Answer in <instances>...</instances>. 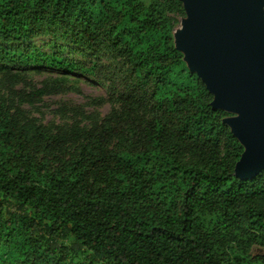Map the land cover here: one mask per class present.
Masks as SVG:
<instances>
[{"label":"trees","instance_id":"16d2710c","mask_svg":"<svg viewBox=\"0 0 264 264\" xmlns=\"http://www.w3.org/2000/svg\"><path fill=\"white\" fill-rule=\"evenodd\" d=\"M171 10L185 13L180 0H0V61L27 72L93 73L23 43L37 26L62 21L88 36L103 32L149 87L155 111L142 131L121 137L126 148L103 147L108 126L55 165L47 156L63 148V135L17 130L0 114V264H264L220 251L231 241L264 244V178L235 176L244 147L174 47ZM10 69L0 65L2 75ZM205 216L216 220L212 232Z\"/></svg>","mask_w":264,"mask_h":264},{"label":"rangeland","instance_id":"374dc122","mask_svg":"<svg viewBox=\"0 0 264 264\" xmlns=\"http://www.w3.org/2000/svg\"><path fill=\"white\" fill-rule=\"evenodd\" d=\"M140 1L148 5L151 0ZM260 12L264 16V5L260 6ZM166 15L173 21V45L182 54L183 61L190 69L191 62L181 46V34L188 16L186 13L179 15L172 10ZM62 22L37 26V34L27 39L23 45L47 53L58 52L66 60L93 67V73L66 74L49 70L27 72L21 71L23 66L19 63L0 61V65L11 68L9 76L0 73V114L8 112L17 130L28 126L38 128L50 137L56 134L65 137L63 148L47 156L52 165L57 164L60 158L77 155L80 146L88 141L91 133L104 130L108 126L111 129L106 132L108 138L103 147L106 150L124 149L128 140L121 137L127 131H142L155 115L149 87H143L132 76L131 64L112 49L108 37L99 31L88 36L80 30V26L72 31L71 27ZM9 43L10 47H18L17 43ZM0 44L5 45L2 42ZM13 74H21V79H12L10 76ZM39 89L44 90L43 95L27 101V95ZM223 110L227 113L223 122L231 130L226 121L241 115L236 111ZM169 120L174 127L177 126V118ZM137 138L138 135H132L129 140L139 150L144 144L138 142ZM259 178H264V170L259 173ZM205 220L206 229L212 232L215 218L205 216ZM69 243V240L63 241L64 245ZM220 251L228 259L238 255L251 260L255 256L264 257V244H237L231 241L220 247ZM83 257L82 254L79 259Z\"/></svg>","mask_w":264,"mask_h":264},{"label":"water","instance_id":"95a60500","mask_svg":"<svg viewBox=\"0 0 264 264\" xmlns=\"http://www.w3.org/2000/svg\"><path fill=\"white\" fill-rule=\"evenodd\" d=\"M180 1L190 71L213 95L214 109L241 115L226 121L244 147L234 174L253 178L264 170V0Z\"/></svg>","mask_w":264,"mask_h":264}]
</instances>
